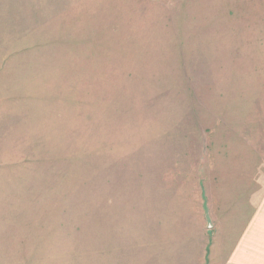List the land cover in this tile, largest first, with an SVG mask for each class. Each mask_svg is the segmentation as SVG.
I'll use <instances>...</instances> for the list:
<instances>
[{
    "label": "rangeland",
    "instance_id": "obj_1",
    "mask_svg": "<svg viewBox=\"0 0 264 264\" xmlns=\"http://www.w3.org/2000/svg\"><path fill=\"white\" fill-rule=\"evenodd\" d=\"M105 2L0 43V264H216L214 171L264 189V0Z\"/></svg>",
    "mask_w": 264,
    "mask_h": 264
},
{
    "label": "crops",
    "instance_id": "obj_2",
    "mask_svg": "<svg viewBox=\"0 0 264 264\" xmlns=\"http://www.w3.org/2000/svg\"><path fill=\"white\" fill-rule=\"evenodd\" d=\"M102 9L105 0H0V43L9 38L11 49L43 50L48 34H85L90 12ZM214 174L208 215L219 232L226 226L227 238L214 250L216 264H264V189H254L252 171Z\"/></svg>",
    "mask_w": 264,
    "mask_h": 264
}]
</instances>
